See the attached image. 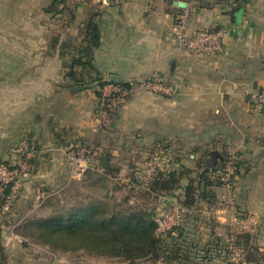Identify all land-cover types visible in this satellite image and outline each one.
<instances>
[{
    "label": "crops",
    "instance_id": "obj_1",
    "mask_svg": "<svg viewBox=\"0 0 264 264\" xmlns=\"http://www.w3.org/2000/svg\"><path fill=\"white\" fill-rule=\"evenodd\" d=\"M48 4L0 0V162H11V148L21 140L34 147L16 199L0 210V264H71L61 254L51 258L18 226L43 216L44 202L29 212L39 185L47 198L69 185L67 151L88 142L95 148L93 168L113 172L108 191L115 184L127 191L139 188V180L143 185L150 159L159 170L188 169L177 188L153 198L158 212L182 200L188 181L197 178L198 161L231 156L230 187L194 182V203L172 233L189 262L171 264H242L232 258L233 247L242 249L244 264L256 263L264 256V112L251 109L248 94L264 93V0H70L69 23V12L53 17ZM184 12L188 31L226 29L218 54L177 48L171 29ZM90 13L100 44L90 60L94 71L83 76L109 82L102 91L110 83L131 85L110 125L96 133V86L74 90L66 76ZM145 78L173 92L138 88Z\"/></svg>",
    "mask_w": 264,
    "mask_h": 264
},
{
    "label": "trees",
    "instance_id": "obj_2",
    "mask_svg": "<svg viewBox=\"0 0 264 264\" xmlns=\"http://www.w3.org/2000/svg\"><path fill=\"white\" fill-rule=\"evenodd\" d=\"M69 1L49 0L46 10L53 17L69 12L70 18L66 20L69 23L74 19L73 11H69ZM94 17V13H90L82 25L81 44L67 65L66 76L69 85L97 82L96 94L102 102L104 100L102 88L109 82L99 79L97 74L83 76L94 71L90 60L94 50L100 44V32ZM110 84L129 86L127 83ZM228 159L234 160L229 155H214L213 158L208 157L198 161V179L188 181L179 204L184 207L192 206L197 190L194 182L198 180L206 186L223 184L221 175ZM98 167L101 168L100 165ZM98 167H89L83 176L86 182L104 181L105 191L102 195L87 202L77 200L68 208L57 207L56 211L47 215L26 218L18 226L20 233L27 239H33L32 243L48 246L51 251L83 250L88 254L118 257L126 264H148L147 262L156 264L158 261L171 264L174 260L189 262L188 257L181 252L182 247L174 241L175 235L171 232L165 234L156 232L154 207L130 202L129 195L124 196L119 202L110 201L112 197L107 190L106 181L109 180L108 175L113 176V172L107 171V167L98 171ZM187 173L189 170L182 167L168 171L156 169L147 181L144 180L143 195L154 198L156 194L173 190L179 186L181 178ZM115 185L112 187L115 188ZM8 191L7 186L0 193V210L5 200L3 196L7 195ZM50 198L51 196L44 201V205L49 206ZM178 228L179 226L174 229V232H178ZM262 258L264 256L259 260Z\"/></svg>",
    "mask_w": 264,
    "mask_h": 264
},
{
    "label": "built area",
    "instance_id": "obj_3",
    "mask_svg": "<svg viewBox=\"0 0 264 264\" xmlns=\"http://www.w3.org/2000/svg\"><path fill=\"white\" fill-rule=\"evenodd\" d=\"M187 18V13L184 12L178 14L174 19L171 33L176 39L177 48L197 54H218L222 49V40L226 34V29L220 27L217 29L202 28L188 31ZM136 86L153 92H173L171 85L159 79L145 78L137 83ZM130 91L131 85L122 87L114 84H110L108 89L103 91L104 100L102 99V102L99 101L94 112V119L96 120V124L92 127L94 133L110 125L115 111L121 103L126 100ZM248 95L251 109L257 113H263L264 93L254 92ZM94 150L95 148L92 142L86 144L77 143L68 149L69 169L66 184L80 180L84 172L97 163ZM10 157L11 162L9 164L0 162V193H2L7 186L9 189L7 195L3 196L5 199L1 207L3 211L10 209V206L21 189L22 179L28 175L31 170L34 147L26 140H21L11 148ZM157 168L154 159L147 161L144 176L146 181L155 173ZM234 171V161L228 159L221 175L224 186L230 187L231 175ZM36 191L38 195L37 203L33 206L32 210L29 211L30 213L41 205L49 196L42 191V185H39ZM185 211L186 208L184 206L179 203H174L167 210L157 213L155 215V221L157 223L156 232L158 234H165L167 232L173 233L174 229L181 225ZM236 218L237 217H234V219ZM232 258L236 262L244 264L242 261V249L240 247H233ZM51 264H53L52 261ZM254 264H264V258Z\"/></svg>",
    "mask_w": 264,
    "mask_h": 264
},
{
    "label": "rangeland",
    "instance_id": "obj_4",
    "mask_svg": "<svg viewBox=\"0 0 264 264\" xmlns=\"http://www.w3.org/2000/svg\"><path fill=\"white\" fill-rule=\"evenodd\" d=\"M63 15H59L57 18H62ZM70 18L69 15H66L64 19ZM82 40V39H81ZM142 180H139V184L137 183V187L134 188L136 190H130L127 191L126 189L122 188H112V191L110 193V201L119 202L124 196L129 195L131 201L142 203L147 206L153 207L154 199L153 197H146L143 195L144 185H142ZM87 184L81 185L80 181H72L69 185H67L64 189L57 192L54 191L53 196H51L50 204L47 206L43 211V215H47L48 213H52L56 211L57 207L64 206L66 208L70 207L71 204L75 203V201H81V202H87L92 200L94 197L102 195L105 191L104 187V181H96L93 182H86ZM112 187V185H111ZM138 192V193H137ZM115 198V199H114ZM60 201H59V200ZM114 199V200H112ZM41 207V206H40ZM46 210V211H45ZM156 215L158 210H154ZM38 213H41L38 212ZM29 242L33 241V239H27ZM40 247L45 250L49 251L51 254L49 256L52 258L56 254H61L64 258L68 259V261L73 264L76 262L77 264H106L108 262L109 264H123L121 258L118 257H108L105 255L100 254H88L84 252L83 250H57V251H51L48 246L40 245ZM107 263V264H108ZM125 263V262H124ZM149 264V262H147ZM126 264V263H125Z\"/></svg>",
    "mask_w": 264,
    "mask_h": 264
},
{
    "label": "water",
    "instance_id": "obj_5",
    "mask_svg": "<svg viewBox=\"0 0 264 264\" xmlns=\"http://www.w3.org/2000/svg\"><path fill=\"white\" fill-rule=\"evenodd\" d=\"M175 5H177L178 7H185L186 6V3L183 2V1H174ZM240 9V7H235L233 9V14H232V20L235 18V13ZM97 85V82H94V83H89V84H83V85H76V86H73L72 88L74 90H81V89H84V88H92L94 86ZM105 164V161H104V157L102 158V165Z\"/></svg>",
    "mask_w": 264,
    "mask_h": 264
}]
</instances>
